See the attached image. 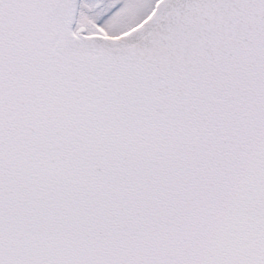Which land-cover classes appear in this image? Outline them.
<instances>
[{
    "label": "snow or ice",
    "instance_id": "6c2138e0",
    "mask_svg": "<svg viewBox=\"0 0 264 264\" xmlns=\"http://www.w3.org/2000/svg\"><path fill=\"white\" fill-rule=\"evenodd\" d=\"M0 264H264V0H0Z\"/></svg>",
    "mask_w": 264,
    "mask_h": 264
}]
</instances>
